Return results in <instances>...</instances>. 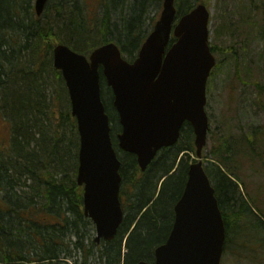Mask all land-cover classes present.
<instances>
[{
    "label": "trees",
    "instance_id": "16d2710c",
    "mask_svg": "<svg viewBox=\"0 0 264 264\" xmlns=\"http://www.w3.org/2000/svg\"><path fill=\"white\" fill-rule=\"evenodd\" d=\"M30 1L0 0V110L11 127L9 148L0 150V264H60V259L79 264L78 257L81 264L152 262L154 250L171 231L174 206L195 156L192 129L185 124L178 143L162 149L144 172L134 155L117 150L124 219L113 241L96 245L88 236L93 225L83 216V191L76 183V121L60 72L52 67L51 51L58 42L88 56L115 42L132 61L154 23L150 18L149 29L144 28L149 7L162 0H57L47 8L52 14L44 23L34 20L31 11L27 17L19 13L23 4L30 9ZM208 3L175 0L176 18ZM258 10L251 5L252 14ZM245 16L243 23H249ZM211 51L216 53V46ZM224 51L237 66L233 47ZM254 86L264 96V87ZM100 89L116 149L120 127L102 77ZM211 141L203 152L204 170L221 211L224 250L248 249V228L264 250V209L245 183L254 164L264 162V126L238 127L237 133L225 131Z\"/></svg>",
    "mask_w": 264,
    "mask_h": 264
},
{
    "label": "water",
    "instance_id": "95a60500",
    "mask_svg": "<svg viewBox=\"0 0 264 264\" xmlns=\"http://www.w3.org/2000/svg\"><path fill=\"white\" fill-rule=\"evenodd\" d=\"M46 2L35 0L37 16ZM175 15L174 0H164L159 20L131 63L114 43L96 48L88 58L58 44L53 68L65 82L77 123L76 181L83 187V214L95 227V241L114 239L123 221L120 161L101 100L103 77L121 126L118 149L134 155L142 172L161 149L178 142L185 123L194 135L197 161L188 168L169 236L155 249L153 262L137 264H220L225 227L201 160L209 130L205 87L215 65L208 45L209 12L197 5L173 27ZM171 35L176 42L166 52Z\"/></svg>",
    "mask_w": 264,
    "mask_h": 264
},
{
    "label": "rangeland",
    "instance_id": "374dc122",
    "mask_svg": "<svg viewBox=\"0 0 264 264\" xmlns=\"http://www.w3.org/2000/svg\"><path fill=\"white\" fill-rule=\"evenodd\" d=\"M54 1L57 0H49L46 9L48 7L52 9ZM33 3L34 1L31 0V6ZM252 4L259 7L256 14L251 13ZM208 5L210 45L216 46L215 58L220 64L218 63L209 78L206 111L210 116L211 132L205 153L211 148L213 136L216 138L222 132L229 130L237 133L238 127L244 130L247 125L254 127L264 125V96L260 95L259 98V91L254 86V83H258L264 87V0H209ZM157 9L158 3L149 7L145 29H148L150 23L148 17H158L161 8ZM44 14L40 17L42 22L51 16L52 10L49 13L46 10ZM245 15L250 16L249 23H243L246 20ZM32 18L36 20L35 16ZM6 35L4 33V36ZM230 46L238 55L237 66L230 54L224 51V48ZM259 99L262 107L258 106ZM0 137L7 141L10 137L9 128L6 129L1 123ZM0 144L3 148L4 143ZM193 158L194 156H191V160ZM253 168L254 172L249 174L250 180L245 183L248 191L253 194L255 202L264 209V162H256ZM246 233L251 246L240 252H236L234 246L230 251L223 253L220 264H264V250L256 244L254 231L248 228ZM88 236L94 239V230ZM77 261L79 264L82 263L79 257ZM59 263L63 264V261L60 259ZM88 264H91V260Z\"/></svg>",
    "mask_w": 264,
    "mask_h": 264
},
{
    "label": "bare ground",
    "instance_id": "6f19581e",
    "mask_svg": "<svg viewBox=\"0 0 264 264\" xmlns=\"http://www.w3.org/2000/svg\"><path fill=\"white\" fill-rule=\"evenodd\" d=\"M18 11H19V13L22 15V17H23V15L24 16H28V11H30V9L28 8L27 9V5H25V4H23L19 9H18ZM49 16V15H48ZM48 19V18H47ZM44 23V22H43ZM44 26V25H43ZM192 160H194V158L192 159ZM191 160V162H190V164H189V166L192 164V163H194V161H192ZM189 168V167H188ZM169 236V235H168ZM168 238V237H167ZM167 240V239H166ZM165 243V242H164Z\"/></svg>",
    "mask_w": 264,
    "mask_h": 264
}]
</instances>
